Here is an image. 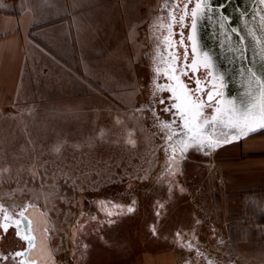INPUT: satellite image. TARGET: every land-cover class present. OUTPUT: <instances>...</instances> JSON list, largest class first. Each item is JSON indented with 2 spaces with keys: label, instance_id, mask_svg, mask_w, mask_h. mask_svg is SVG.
Instances as JSON below:
<instances>
[{
  "label": "rangeland",
  "instance_id": "rangeland-1",
  "mask_svg": "<svg viewBox=\"0 0 264 264\" xmlns=\"http://www.w3.org/2000/svg\"><path fill=\"white\" fill-rule=\"evenodd\" d=\"M148 1L143 37L128 59L103 54L100 85L69 74L0 111V224L31 216L37 237L13 258L25 246L10 233L0 264H264L260 164L238 160L236 142L170 156L162 132L178 129L162 128L172 117L157 87L172 81L155 71L169 50L156 43L161 0Z\"/></svg>",
  "mask_w": 264,
  "mask_h": 264
},
{
  "label": "crops",
  "instance_id": "crops-1",
  "mask_svg": "<svg viewBox=\"0 0 264 264\" xmlns=\"http://www.w3.org/2000/svg\"><path fill=\"white\" fill-rule=\"evenodd\" d=\"M147 3L0 0V111L28 97L36 86L66 84L63 78L69 74L78 84L100 85L96 69L103 54L128 59L135 37H143ZM233 145L238 160H254L264 169V129ZM262 172L250 187L254 192H264Z\"/></svg>",
  "mask_w": 264,
  "mask_h": 264
},
{
  "label": "snow or ice",
  "instance_id": "snow-or-ice-1",
  "mask_svg": "<svg viewBox=\"0 0 264 264\" xmlns=\"http://www.w3.org/2000/svg\"><path fill=\"white\" fill-rule=\"evenodd\" d=\"M214 3L215 0H183L181 8L179 0H165L163 11L168 14V21L154 25L168 33L156 40L158 46L169 50L167 61L163 60L161 55H157V60L168 64V67L166 69L157 67L155 71L157 75L172 81V84L158 86L157 91L169 93L168 102L163 110L170 114L172 120L163 123L162 128L170 129L175 123L178 129L171 135H164L162 132L163 139L169 142L168 151L173 159L177 154L183 156L189 150L210 154L225 144L237 142L259 129H264V0H254L255 6L251 15L246 10L236 9L241 16V26H232L230 19L222 12L224 5L214 6ZM189 5H194L190 11ZM176 10L180 12L178 17ZM245 17L248 19H244ZM204 22L219 29V33L224 36L220 46L231 53L229 62L239 61L237 73L247 74V83L242 85L245 91L241 97L224 100V93L217 90L216 83H212L213 80H219L220 86L223 87L228 73L214 63V57L208 50L198 49L196 35L198 23ZM250 22L255 26L250 27ZM177 25L189 31L187 38L183 30L179 31L178 45L173 44L172 40L177 35L173 31ZM229 38L234 43H229ZM254 45H258V51ZM177 48H182V55L176 50ZM189 52L192 54L190 62ZM257 58L260 60L259 68L253 66ZM201 69L208 79L203 82L199 78L195 79L194 88H190L180 79L181 77L191 79L189 72L195 75ZM158 100L161 104L166 103L162 97H158ZM206 109L211 112L206 113ZM173 135L180 139L179 148L171 143ZM160 207L162 208L163 205ZM128 211L132 212L134 209L128 207ZM3 219L7 221L10 217L5 215ZM22 219L27 218L22 217ZM19 224L20 221L15 224L3 223L0 224V228L7 232L10 227L18 228ZM17 235L19 236V233ZM21 239L28 241L30 238L25 235ZM24 255L25 252L17 251L13 258ZM6 259L7 256L0 255V261ZM20 264L25 262L20 261Z\"/></svg>",
  "mask_w": 264,
  "mask_h": 264
},
{
  "label": "water",
  "instance_id": "water-1",
  "mask_svg": "<svg viewBox=\"0 0 264 264\" xmlns=\"http://www.w3.org/2000/svg\"><path fill=\"white\" fill-rule=\"evenodd\" d=\"M220 5H224V7L222 8V12L230 19L232 26H241V16L240 13L236 11L237 8L246 10L248 11L249 15H251L252 8L255 6L254 0H215L214 6ZM244 19L247 20L248 17H245ZM249 26L254 27L255 24L250 22ZM218 33L219 29L215 28L212 24H209L208 22L198 23L196 34L198 49L208 50L209 54L214 57V63L218 64L224 72L228 73L223 87L220 86L219 80L212 81V83L217 84V90L224 93L223 99L227 100L228 98L241 97L243 92L245 91V88L242 87V85H245L247 83V74L237 73L236 69L238 66H240L239 61H237L236 63L229 62L231 53H229L226 48H222L220 46L221 42L224 40V36L222 33ZM228 42L234 43L231 38H229ZM254 47L257 48V51L259 50L258 45H254ZM249 54L251 55V51L249 52ZM190 56L192 59L191 52H189V57ZM191 59L189 60V62L191 61ZM253 66L257 68L260 67V60L258 58L255 60V64ZM194 76L196 77V79L199 78L201 80V78L199 77V72H197ZM260 130L263 129H259L256 132Z\"/></svg>",
  "mask_w": 264,
  "mask_h": 264
},
{
  "label": "flooded vegetation",
  "instance_id": "flooded-vegetation-1",
  "mask_svg": "<svg viewBox=\"0 0 264 264\" xmlns=\"http://www.w3.org/2000/svg\"><path fill=\"white\" fill-rule=\"evenodd\" d=\"M179 2H180V7L182 8L183 7V0H179ZM164 6H165V0H161L160 10H159V14L157 16V22L158 23H166L168 21V14L163 11ZM192 6L193 5H189V11L191 10V7ZM172 7H174V6H172ZM176 15H177V17L180 15L179 10H176ZM181 30L184 31L185 38H187L188 29L187 28L181 29L180 26L177 25L173 29V31H175L177 33V35L172 38L173 44H177L178 45V42H179V39H180L178 33ZM164 31H165V33L167 35L168 34L167 31L166 30H164ZM187 42H188L187 39H185V43H187ZM176 50L180 51L181 52V55H182V53H183L182 48H177ZM190 59H191V56L189 57V60ZM188 75H189V77H191V79H189L188 77H182V78L184 79L185 83L188 84V86L190 88H194L195 87L194 80L196 79V77L191 72H189ZM199 77L201 78L202 82L205 81V80H207V76L205 75L204 70H200L199 71ZM202 85H203V83H202ZM32 177H33L34 180H36V176L35 175L32 174ZM28 209L29 208H27L25 210V213H27ZM16 213H20V212L17 211ZM25 215L27 216V214H25ZM29 218H30V221H29L30 222V226H29V224H27L28 223L27 222L25 225H21L20 224L18 228H12V227H10L7 232L3 231V229L0 228V244L6 243V240H8V238L10 237V235L13 234V235L16 236L17 239H19L23 243V246H25V248H20V249L17 248V249H15L12 252V254L16 253L17 251L28 250V247H30V249L28 250V252H31L33 248L34 249L37 248V237L34 234V227H33V224H32V218H31V216H29ZM15 219H16V221L9 222V224H15L17 221H19V218L17 217V214L15 215ZM3 223H6L5 220H3L1 224H3ZM17 233H19V236L17 235ZM25 235H28L29 236L30 239L28 241H26L24 239H21V237H23ZM6 254H9V253H6ZM29 257H31V256H29ZM49 259L47 257H45L42 260H40V262H39L38 259H32V260L35 261V264H52V263L48 262Z\"/></svg>",
  "mask_w": 264,
  "mask_h": 264
}]
</instances>
